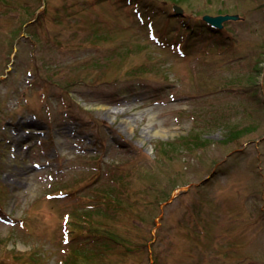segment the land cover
<instances>
[{"label":"rangeland","instance_id":"obj_1","mask_svg":"<svg viewBox=\"0 0 264 264\" xmlns=\"http://www.w3.org/2000/svg\"><path fill=\"white\" fill-rule=\"evenodd\" d=\"M0 264H264V0H0Z\"/></svg>","mask_w":264,"mask_h":264},{"label":"water","instance_id":"obj_2","mask_svg":"<svg viewBox=\"0 0 264 264\" xmlns=\"http://www.w3.org/2000/svg\"><path fill=\"white\" fill-rule=\"evenodd\" d=\"M173 8L177 12H181L182 10L181 7L177 4H174ZM202 18L206 20L207 22H209L210 24L220 27L223 21L229 20V19H237L239 18V15L237 13H217V14L204 13L202 15ZM175 195H176V192H173L171 197L166 202L172 200V198L175 197Z\"/></svg>","mask_w":264,"mask_h":264},{"label":"trees","instance_id":"obj_3","mask_svg":"<svg viewBox=\"0 0 264 264\" xmlns=\"http://www.w3.org/2000/svg\"><path fill=\"white\" fill-rule=\"evenodd\" d=\"M219 12H222V11L219 10L218 13H219ZM223 12H227V11H223ZM202 22H203L202 25H204L205 28L208 29L209 31H212V30L214 31V30H219V29H221V27H220V28H219V27H214V26H212L211 24L205 22L203 19H202ZM202 25H201V26H202ZM223 25H224V24H223ZM207 27H208V28H207ZM201 30H202V28H201ZM201 30H200L199 32H202ZM153 31H154V30H153ZM153 33H155V31H154ZM156 37H158V36H156ZM86 211H88V209H85L83 212L87 213Z\"/></svg>","mask_w":264,"mask_h":264}]
</instances>
